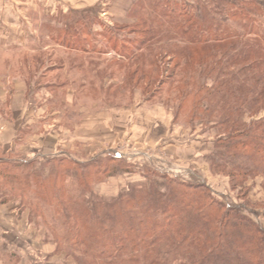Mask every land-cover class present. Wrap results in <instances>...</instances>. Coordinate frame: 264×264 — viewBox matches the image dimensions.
Masks as SVG:
<instances>
[{"label": "trees", "instance_id": "16d2710c", "mask_svg": "<svg viewBox=\"0 0 264 264\" xmlns=\"http://www.w3.org/2000/svg\"><path fill=\"white\" fill-rule=\"evenodd\" d=\"M156 2L138 0L129 10L133 22L121 25L134 35L123 40L132 49L127 53L121 47L126 55L114 64L121 67L123 84L114 92L107 89L108 100L131 83V91L139 89L152 98L168 82V97L178 109L188 103L192 121L210 122L216 130L212 173L228 178L232 190L243 187L244 196L245 185L260 178L264 193V0H168L163 7ZM115 31L107 29L103 35L112 34L113 50ZM79 50L90 57L98 49ZM106 67L108 71L110 65ZM44 162L56 166L52 170L50 165L46 186L38 181L33 191L41 189L38 197L46 198L58 220L54 228L48 224L56 251L75 264H264V225L256 220L261 214L264 219V211L248 203L220 202L205 183L171 178L164 190L145 183L98 202L84 184L85 178L101 181L100 173H91L96 160L88 165L55 158ZM32 164L0 159V178L16 191H27V177L24 182L13 170ZM79 167L85 172L79 174ZM70 177L79 184L76 195L67 188ZM258 207L264 210V202Z\"/></svg>", "mask_w": 264, "mask_h": 264}, {"label": "rangeland", "instance_id": "374dc122", "mask_svg": "<svg viewBox=\"0 0 264 264\" xmlns=\"http://www.w3.org/2000/svg\"><path fill=\"white\" fill-rule=\"evenodd\" d=\"M11 1L13 2L0 0V8H5L2 5L7 6L6 2ZM152 1H158L162 7L163 4H168V0ZM170 1L196 4L197 0ZM106 2V6L93 7L98 12L100 9L108 12L105 16L96 11L87 15L60 14L48 18L40 16L37 9H32L28 17L30 22L27 24L24 20L21 25L22 33L0 32V43L25 45L22 49L11 48L8 51L0 48V82L10 80L9 74L13 78L17 75L22 77L32 87L29 94H32L30 96L35 101L26 110L25 119H43L38 124L35 122L30 131H22L19 136L21 139L23 136V140L18 144L28 136L36 137L31 135H36L39 127H44L42 134L49 137L55 130L52 138L58 142L57 154L48 159L69 160L81 165H88L96 160L97 168L91 170V173H100L102 179L91 181L93 177L90 175L92 178H85L84 184L90 185L98 202L112 201L119 195L127 194L131 187L145 183H152L164 190L167 180L175 178L186 183H205L220 202L237 205L248 203L255 211H264L258 207L264 202L262 179L250 180L245 185L248 194L244 196L245 192L241 189L243 187L232 190L228 178L212 173L210 157L216 130L210 122L198 118L192 121V109L188 103L178 109L177 102L168 97L167 81L161 92L152 98L142 90L131 91L134 85L131 83V87H124L128 89H124L125 92H115V100H108L107 89L114 92L123 84L119 75L121 67L119 63L118 66L114 64L126 55L121 47H125L127 53L132 49L131 43L124 44L123 40L131 39L134 35L129 27L121 26L133 22L130 11L126 16H112L113 12L126 13L132 0ZM42 9L43 12L47 11L46 8ZM76 21L83 24L76 25ZM113 27L118 30L114 32V37L118 39L114 50L112 34L103 36L107 29ZM62 43H67L71 49ZM93 46L98 50L90 53V57L79 50L93 49ZM4 57H9L12 61H4ZM163 62L168 67V57ZM107 65H110L108 71ZM205 83L210 85L212 82L207 80ZM155 87L156 83L149 92L153 93ZM3 91L4 88L0 94L3 95ZM36 106L37 109L34 108ZM22 114L18 113V121ZM104 122H108L110 128H101ZM152 124H156V128L165 126L171 139L181 143L182 152H178V156L174 155L172 160L171 157L166 160L168 153L173 151L169 148L166 153L168 146L165 143L169 140L162 127L161 135H158L159 129L155 131L156 137L142 133ZM91 125L100 128L96 133L90 134L94 129L90 128ZM110 130L116 132V135L112 136ZM15 148L17 152L20 149ZM111 149H114L112 153L109 152ZM111 157L118 160L112 161L114 158ZM45 160L32 161V167L13 170L22 181L27 177V181L24 180L28 182L27 191H16L7 179L0 178V264H75L73 259L56 251L54 235L48 224L54 228V223H58V220L54 217L52 208L45 203L46 198L42 200L38 197L41 189L36 193L33 191L38 181L40 186H46L44 180L51 172V164L48 165ZM55 166L56 163L52 170ZM72 168L78 167L73 165ZM103 169L107 170L105 174H101ZM79 170V174L81 171L85 172L80 167ZM76 181L75 177H70L67 182V188L75 195L79 186ZM256 220L264 225L262 214ZM56 229L59 233L62 232L60 227Z\"/></svg>", "mask_w": 264, "mask_h": 264}, {"label": "crops", "instance_id": "0c3cea01", "mask_svg": "<svg viewBox=\"0 0 264 264\" xmlns=\"http://www.w3.org/2000/svg\"><path fill=\"white\" fill-rule=\"evenodd\" d=\"M106 1L108 0H13V2L12 1L6 2L7 6L2 5V7H5V8H0V32L1 34L8 33V31L9 32L19 31L20 33H22L21 25L24 22V20L26 21V23L30 22V20H28V17H29V14L32 12L31 11L32 9L33 10L37 9L38 12H40L39 13L40 16L42 17L54 18L60 14L66 15L70 13L71 11H85V10L92 9L93 7L100 8L102 6L107 5ZM135 1L137 0H132V2H130L126 13L113 12L112 16L113 14L115 16L116 15L122 16L125 14L126 16L130 7ZM42 7L46 8L47 11L43 12ZM98 13L99 15H104V16L108 15V12L106 13L102 9H100ZM24 46H23V43H19V44L0 43V48L7 49L4 51H8L11 48L22 49L24 48ZM4 58H5L4 61L11 60L9 59V57H4ZM8 77L10 78V80L6 79L4 81L1 80L0 82V91L2 90V88H4L5 90L3 91L5 92L3 95L0 94V152H1L0 159L2 160L13 159V160L32 162V161H43V159H48L49 157L55 156V154H57L56 150L58 147V142L56 143L55 141H53L54 139L52 138V136H54L55 130L52 133H50V135L52 134L53 135L49 137V136H45L44 134H42L44 131V127H39V131L37 132V134L34 135L33 133L31 135V136H36V137L29 138L30 136H28V138H26L25 141H22L20 142V144H18L20 140H23V136H22V139L20 138L21 132L30 131L32 129L31 127L34 124L36 123L38 124L43 119L42 118L36 119L38 121H34L35 120L34 118L25 119L26 118L25 115H27L26 110L32 107V102H34L33 104H35V101L30 96L32 94H29L31 93L32 87L28 85V83L25 82L24 79L20 77L19 75L13 78L9 74ZM16 106H18V108ZM34 108L37 109V106ZM21 112L23 114L21 115L22 117L18 121L17 119L20 116V114L18 116V113H21ZM103 124L104 125L101 126V128L104 129V127L106 126L110 128L108 126V122H104ZM88 127L89 125L86 126V128ZM91 127L94 129L90 131L91 132L90 134L96 133V131L99 130L98 128H100L99 126H95V125H91L90 128ZM161 127L162 129H164V133L168 135V140H169L168 142L165 143L167 144L166 146H168L166 148V153L168 152L169 148H172V151H173L170 154L168 153L166 160L168 161V158L170 157L172 160L174 155H176L178 152H182L181 151L182 145L181 143L174 142L173 138L171 139L170 133L168 134V129L166 130V128H164L165 126L164 127L161 126ZM161 127L156 128V124H152V126L149 125V127L146 128L144 132L142 133L148 134V136L152 134L154 135V137H156L157 135L155 131L159 129L160 134L158 135H161ZM26 132H23V133H26ZM109 133L113 134L112 136L116 135V132L114 133L112 132V130H110ZM118 135H119V132H117V136ZM162 135L164 136L165 134H162ZM35 139H37L36 142H34ZM15 147L20 148L18 149V152L16 151ZM113 151L114 149H111L109 152L112 153ZM60 153L64 154V152H60ZM14 154H17V155L15 156ZM12 155L14 157H11Z\"/></svg>", "mask_w": 264, "mask_h": 264}]
</instances>
